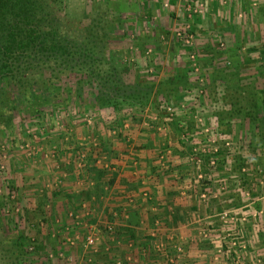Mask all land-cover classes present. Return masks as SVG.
Wrapping results in <instances>:
<instances>
[{"label": "rangeland", "instance_id": "374dc122", "mask_svg": "<svg viewBox=\"0 0 264 264\" xmlns=\"http://www.w3.org/2000/svg\"><path fill=\"white\" fill-rule=\"evenodd\" d=\"M37 1L41 29L71 50L57 61L38 49L26 74L0 72V264H264V31L250 33L251 45L235 42L230 64L215 37L200 48L205 1L188 17L191 2L181 15L177 0ZM186 25L190 47L177 38ZM143 133L171 137L173 168L199 199L193 243L209 248L199 258L186 257L176 232L151 236L142 253L119 236L118 216L101 218L95 234L68 221L70 206H52L64 197L54 171L72 164L63 157L95 148L84 138Z\"/></svg>", "mask_w": 264, "mask_h": 264}, {"label": "crops", "instance_id": "0c3cea01", "mask_svg": "<svg viewBox=\"0 0 264 264\" xmlns=\"http://www.w3.org/2000/svg\"><path fill=\"white\" fill-rule=\"evenodd\" d=\"M168 1L170 4L176 0ZM177 1L174 8L177 11L182 8L181 15L186 14V10L188 12V2H191L192 7L195 4L193 0ZM204 1L205 16L199 18L202 19L201 24L194 25V30L198 33L197 40L201 42L200 48L212 44L213 39L209 38L215 37L220 48L226 47L222 48L225 54L222 56L230 58L227 62L231 64L230 60L235 57L232 54L235 53L233 50L229 52V49L235 46V42L240 43H236L238 46L251 45L252 43L245 44L253 37L251 32L258 29L263 34L264 24L260 21L264 22V0ZM189 14L188 12L186 17ZM217 57L219 56L216 55L215 58ZM84 140L95 146L86 153L87 157L86 154L79 157L69 154L63 158L72 163L70 171L63 174V167L59 169L60 166L54 171L56 186L61 188V195L64 196L62 201L53 203L56 212L61 211L60 207L65 209V206H70L71 220L69 218L68 221L95 234L99 231L100 224L107 223L101 222V218L110 215L107 218L111 220L113 216H118L116 223L118 232L121 233L119 236L128 239L129 234V238L135 239L136 247L142 253L150 254L151 236L157 235V241L166 237L165 233L173 232L179 235H176L177 242L186 244L180 246L184 252L189 253V256L185 255L187 258H199L200 255L194 256L199 254V249L201 252L208 251L206 245L201 247L193 243L199 240L198 223L194 224L201 215L199 199L196 198L195 191L191 194L189 185L182 183L185 178L180 180L179 171L173 168L176 161L172 160L177 158L178 153L173 156L172 150L168 148V144H172L171 137L143 133L128 138L126 142L119 137L109 138L104 135L87 137ZM70 158L73 159L69 162ZM56 160L57 157L51 159L53 162ZM64 160L58 158L55 163L63 166ZM165 160L173 164L164 167ZM62 174L63 177L60 176ZM154 224L159 226L157 233V229H153ZM189 240L191 242H188ZM162 243L160 240L156 247H166L165 243ZM187 248L190 250H186ZM196 248L197 251L194 250Z\"/></svg>", "mask_w": 264, "mask_h": 264}, {"label": "trees", "instance_id": "16d2710c", "mask_svg": "<svg viewBox=\"0 0 264 264\" xmlns=\"http://www.w3.org/2000/svg\"><path fill=\"white\" fill-rule=\"evenodd\" d=\"M38 6L37 0H0L1 73L8 70L14 76L15 71L19 72L23 66L24 72H20L26 74L33 62L38 60V49L43 52L42 56L57 61V56L61 55L60 58H63L64 53L71 50L66 43L54 44L48 33L41 29L36 11ZM112 73L111 78L114 80ZM77 90L81 92V86ZM16 245L18 248L22 247L17 243Z\"/></svg>", "mask_w": 264, "mask_h": 264}, {"label": "built area", "instance_id": "2783aa9c", "mask_svg": "<svg viewBox=\"0 0 264 264\" xmlns=\"http://www.w3.org/2000/svg\"><path fill=\"white\" fill-rule=\"evenodd\" d=\"M190 6H189L188 10H189V12H191V14L192 13H203V11L205 9L204 0H196V4H194V7H192V6L190 7ZM194 36L195 35L193 34L192 25H186L182 30L178 31V33H177L178 40L186 47H190V46L193 45L194 38H195ZM190 58L191 59H189V60L192 63V69L194 70L195 74H197L198 76H201V78H202V74L200 73L199 66L197 65L196 57L194 55H191ZM113 226L110 225L108 227V229L110 231H112L113 230ZM87 243H88L89 246H93L94 245L95 239H94V237L92 235L87 238ZM232 244H233V246L235 245V243H232ZM232 244H230V245L232 246ZM230 255L233 256V263H237V260L239 259V257L236 254V252L235 253H231Z\"/></svg>", "mask_w": 264, "mask_h": 264}]
</instances>
